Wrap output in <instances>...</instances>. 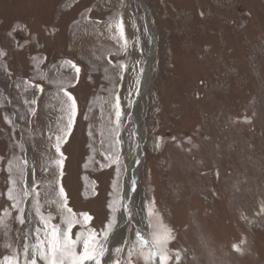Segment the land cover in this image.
I'll return each mask as SVG.
<instances>
[{
  "label": "rangeland",
  "instance_id": "1",
  "mask_svg": "<svg viewBox=\"0 0 264 264\" xmlns=\"http://www.w3.org/2000/svg\"><path fill=\"white\" fill-rule=\"evenodd\" d=\"M143 2L157 39L142 120L143 161L133 223L119 229L104 264L121 254L125 264L136 225L147 236L153 201L175 236L169 264H176L175 250L179 264H264V0ZM138 6L134 0H0V50L6 53L0 56V260L14 252L24 264V243H35L34 230L43 227L31 197L20 203L23 225L10 207L8 161L14 157L28 161L24 187L37 183L50 224H62L48 203L58 178L77 218L83 212L93 218L86 227L100 232L113 215L114 230L125 222L123 190L135 148L130 115L150 42ZM121 18L127 53L116 31ZM17 23L25 27L9 36ZM67 60L81 73L69 89L78 113L61 148L66 159L60 177L52 145L67 125V98L54 81L72 82L73 70L59 67ZM120 63L127 68L121 71ZM117 94L123 112L118 146L111 135ZM108 152L113 158L119 153L118 165L102 167L110 164L102 155ZM114 200L115 214L109 207ZM82 230L75 225L73 233ZM117 246L124 253L114 252ZM151 264H159L158 257Z\"/></svg>",
  "mask_w": 264,
  "mask_h": 264
},
{
  "label": "snow or ice",
  "instance_id": "2",
  "mask_svg": "<svg viewBox=\"0 0 264 264\" xmlns=\"http://www.w3.org/2000/svg\"><path fill=\"white\" fill-rule=\"evenodd\" d=\"M25 26L17 23L13 29L8 33L11 36L17 30H22ZM111 27V25H110ZM116 31L119 36L118 39L121 41L120 50L127 53L130 45L126 38L124 31V23L121 18L116 22ZM22 47V46H21ZM2 50H0V56H4ZM42 63V61H41ZM38 67V65H37ZM59 67H69L73 70L74 76L71 83H64L62 80L54 81L57 84L58 91L63 93L67 98V125L66 128H61L60 133L55 135V143L52 145L57 154V159L52 163L60 170L59 176H63V163L66 157L62 152L61 148L64 143L67 142L68 136L72 132L73 125L75 123V118L78 113L76 98L73 96L70 88H74L79 83V76L81 73V68L72 60H67ZM119 68L121 71L127 68V65L120 63ZM141 71H143L141 69ZM41 78H46V74H41ZM122 78V76H121ZM29 87H34L37 90H42L39 83L33 85L31 82H25ZM137 85L140 83L139 78L136 81ZM138 91V89H137ZM32 104L36 101L32 100ZM112 108L114 110V120H112V139L115 145L121 143L119 138V129L122 125L121 117L123 115L120 98L117 94L114 97V102L112 103ZM29 112L32 115H36V109L30 108ZM6 123H13L8 117H5ZM23 119V117H21ZM52 136H49V140ZM19 147H22L20 145ZM105 159L110 161L108 165H102V167H109L111 164L120 163V155L117 152L113 158V154L102 153ZM28 167V161L22 157H14L8 161V190L6 197L11 201L10 207L16 209L15 219L20 223H25V217L23 215L24 209L20 207V203L24 199L32 198L34 203L35 215L38 218L40 225L43 227H37L35 231V243L28 244L24 243L22 253L24 255V264H37V260L43 261V264H87V262H93V264H101V259L107 251V242L110 236L114 233V226L116 223L115 215L109 220L104 228L97 232L95 229L86 227L89 222L93 219L89 213L83 212L79 213V218L77 214L73 212L72 208L67 204V194L64 190L63 185L60 183L59 178L56 181L58 191L55 198L48 200V203L56 209L60 214L59 218L62 220V224H50L52 219V214L49 213L45 215L42 212L40 204V191L37 183L33 181L30 187H24L25 183V170ZM48 169L45 167L44 171ZM15 171L17 176L14 178L12 173ZM19 183V188H18ZM118 187V186H117ZM119 201L114 200L113 203L109 205L113 214L118 210ZM153 207L149 208L148 211V234L147 236L142 235L139 231L135 233V241L131 242L127 248V258L125 264H136V260H142L143 264H151L154 258L159 259V264H169L173 259L169 250L170 241L175 239L173 230L164 224L163 219L154 210V201L152 202ZM125 210L127 206L125 205ZM261 210L264 211V205L261 206ZM9 213L5 212V216ZM3 218H0V224H3ZM75 225H81L84 230L73 233V228ZM43 231V237H41L40 232ZM75 236V238H73ZM27 241V235L23 238ZM128 243V242H126ZM233 249L235 251H242V249L237 244H233ZM124 251L123 246H117L114 252L121 253ZM134 258H136L134 260ZM181 260V255L179 250H175V261L179 264ZM0 264H19L18 256L13 252L11 255H5ZM113 264H121L120 259L113 261Z\"/></svg>",
  "mask_w": 264,
  "mask_h": 264
},
{
  "label": "bare ground",
  "instance_id": "3",
  "mask_svg": "<svg viewBox=\"0 0 264 264\" xmlns=\"http://www.w3.org/2000/svg\"><path fill=\"white\" fill-rule=\"evenodd\" d=\"M134 1L143 10V13H144V16H143V22L144 23L143 24H144V28L146 30V33L149 36L150 42L147 46L148 47L147 52L145 51L146 52V63H145L144 71H143L142 76H141V81H140V86H139V94L136 97V99L134 100V103L132 106V112L130 115V122L134 126L133 136H134V140H135V148H134V157L130 161L128 174H127V177L125 180V185H124V190H123V214H124V218L126 220L123 224L117 225V227L115 228L113 235L110 236V238L107 242V251L106 252H108L109 247H110L111 243L113 242L115 236L118 234L119 229L123 225L129 226L130 222L133 223V211H134V201H135L134 198H135V193H136V191L134 189L136 186L135 181L137 179V176L139 174V168H140L142 161H143V152L141 150V144H142V139H143L142 138V135H143L142 120H143V114H144L145 109H146V102H147L146 100L148 98L149 87H150L149 69L151 66L152 58H153L155 51H156V48H157V46H156V40L157 39H156V35H155V28H154L153 23L151 22L152 18L150 17L149 9L145 5L143 0H134ZM123 135H124V133H123ZM125 205L127 206V210H125V207H124ZM136 228L138 231L142 232V227L140 225H136ZM124 250H125V248H124ZM122 253H124V251ZM123 258H124L123 254H121V256H120L121 264L123 263ZM105 260H106V253L103 256V258L101 259V262L104 264Z\"/></svg>",
  "mask_w": 264,
  "mask_h": 264
}]
</instances>
